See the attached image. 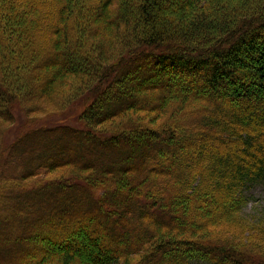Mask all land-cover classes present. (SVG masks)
Returning <instances> with one entry per match:
<instances>
[{"label":"trees","instance_id":"1","mask_svg":"<svg viewBox=\"0 0 264 264\" xmlns=\"http://www.w3.org/2000/svg\"><path fill=\"white\" fill-rule=\"evenodd\" d=\"M62 88L0 148V264H264V0H0V134Z\"/></svg>","mask_w":264,"mask_h":264},{"label":"rangeland","instance_id":"2","mask_svg":"<svg viewBox=\"0 0 264 264\" xmlns=\"http://www.w3.org/2000/svg\"><path fill=\"white\" fill-rule=\"evenodd\" d=\"M73 88L71 90V88H62L60 89V91L55 92L51 97L46 98V99H41L38 103H36L35 107H34V111L35 112H28L25 109H23L22 107H14V111H12L14 113L15 116V123H13L11 125V127L8 129V127H4L1 130V134H0V148L2 147V150L5 149L6 144L10 143L12 141L15 140L16 136H18V134H20L23 130H25L26 128H28L29 124H32L34 120H36V123L40 124V125H52L53 123H55L56 121H58L59 119H61V117L63 115L66 114H61L59 115L56 112V109H58L59 104H62L64 101H66V99L68 98L69 94L71 92H73ZM49 116H44L42 117V113H49ZM73 112H71L70 114H72ZM135 119L141 121V123L147 124L149 127H154L155 125H159L161 124V122L164 119H156L157 116L155 115H149L150 117H154L153 118V122H150L148 119L146 118L148 116H146L145 114H137L134 115ZM127 119H120V120H116L114 121V123L110 126L113 128V130H118L120 127H124L126 125V123H124L123 121H125ZM128 121V120H127ZM70 123L71 124H75V119H70ZM27 126V127H26ZM5 153H3L4 155ZM9 174L10 175H16L17 174V169H15V167L11 166L9 169ZM66 172H69L68 170H58L53 172V174L48 175L47 177H54V178H58V177H65L66 175H64ZM45 174L43 175V178H45ZM251 194L253 196V198L250 200V202H248L247 206L245 207L244 211L241 212L240 217L242 218V216L244 218H249L251 220H256V219H260L263 218L264 215V193L261 191V189H254L251 191ZM248 219V220H249ZM238 225V223H230V224H223L220 227H216L217 231H220V235H223L224 232L226 230H229L235 234H237L239 232V229H241L240 227L236 226ZM245 233V231H243ZM241 235L245 236V234H242V229H241ZM252 235V234H250ZM219 236V235H218ZM241 236V237H242ZM215 238V237H214ZM242 241V238L239 240ZM247 241V240H246ZM190 264H205L202 262H192Z\"/></svg>","mask_w":264,"mask_h":264}]
</instances>
